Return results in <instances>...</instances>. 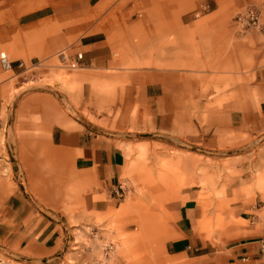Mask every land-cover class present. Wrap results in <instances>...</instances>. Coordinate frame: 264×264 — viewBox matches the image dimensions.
I'll return each instance as SVG.
<instances>
[{
	"label": "crops",
	"instance_id": "crops-1",
	"mask_svg": "<svg viewBox=\"0 0 264 264\" xmlns=\"http://www.w3.org/2000/svg\"><path fill=\"white\" fill-rule=\"evenodd\" d=\"M192 2L208 3L207 13L178 14L177 4L181 8ZM170 3L177 11L170 13L166 28L172 52L166 63L125 73L119 70L124 82L115 97L137 101L135 129L180 138L210 130H264V0ZM79 4L89 12L84 3ZM248 4L260 8L262 26L240 33L231 24L232 13ZM42 14L30 22L43 24L39 28L41 54L48 60L63 48L71 59L82 52L80 74L86 77L100 75L111 63L120 62L114 58L120 38L113 35L125 34L123 28L92 30L75 37L74 30H64L60 22L52 24L48 13ZM51 68L43 66L46 73ZM26 70L27 64L23 69L14 63V77L0 81V132L4 136L0 140V244L44 258L58 250L70 223H94L97 213L120 206L112 188L122 182L129 159L109 128H91L75 120L48 90L18 93L27 84L19 78ZM89 83L88 78L82 82L83 97ZM212 83L220 89L215 90ZM224 83H228L225 88ZM14 97L8 125L3 115L9 114ZM224 195L228 211L236 218V231L217 242L201 230L200 189L185 188L176 202L170 199L174 220L164 243L170 258L181 260L179 264H264L257 257V239L264 230L260 208L238 192L225 190Z\"/></svg>",
	"mask_w": 264,
	"mask_h": 264
},
{
	"label": "rangeland",
	"instance_id": "rangeland-1",
	"mask_svg": "<svg viewBox=\"0 0 264 264\" xmlns=\"http://www.w3.org/2000/svg\"><path fill=\"white\" fill-rule=\"evenodd\" d=\"M79 3H84L89 12L82 11ZM177 6L178 14L198 15L209 9L208 3L198 2ZM176 11L170 0H0V53L27 64L26 72L19 75L27 84L17 92L48 90L75 120L109 128L129 159L122 179L125 195L118 208L97 213L94 223H70L58 250L48 257L35 258L0 244V256L8 264H42L45 259L51 264H93L101 260L105 264H179L181 260L170 258L164 245L170 221L174 220L170 199L176 202L178 194L190 187L200 189L204 203L201 230L214 242L236 231V218L228 211L225 190L255 201L258 213L264 215V130H210L191 134L190 138L136 130L137 101L115 97L124 82L119 70L125 73L151 67V63H166L172 54L166 28L170 27V13ZM42 13H48L52 24L57 21L64 30H74L75 37L92 30L123 28L125 34L113 35L120 38L121 45L114 51V58L120 62L111 63L100 75L86 77L80 74L84 70L81 61L71 59L65 48L48 60L41 54L43 35L39 28L43 24L30 22ZM60 52L66 55L65 61ZM45 65L52 67L48 73ZM14 75L12 69L0 64V81ZM87 78L89 88L85 86L83 97L82 82ZM226 86L228 83L223 84V88ZM71 94L72 98L65 97ZM15 97L9 101V114L6 118L3 115L8 125ZM119 126L123 128L119 130ZM0 140H4L2 132ZM110 241L114 249L105 256L103 245Z\"/></svg>",
	"mask_w": 264,
	"mask_h": 264
},
{
	"label": "built area",
	"instance_id": "built-area-1",
	"mask_svg": "<svg viewBox=\"0 0 264 264\" xmlns=\"http://www.w3.org/2000/svg\"><path fill=\"white\" fill-rule=\"evenodd\" d=\"M232 25L237 29L238 32L243 33L247 32L250 29H260L262 26L261 22V11L256 4H248L243 9L237 11L232 17ZM61 57L64 59L66 55L63 52H60ZM82 57V52L76 53V59ZM16 64L18 67H25V61L22 59L11 60L4 53H0V64L5 69H12L13 64ZM114 196L121 200L125 195L124 184L123 182H118L116 186L112 188ZM257 257L264 262V230L261 236L257 239ZM114 243L112 241L107 242L103 245V255L107 256L113 252ZM248 256H243L246 259ZM0 264H7L6 260L0 256ZM42 264H51L45 261ZM93 264H105L104 260L94 262Z\"/></svg>",
	"mask_w": 264,
	"mask_h": 264
},
{
	"label": "water",
	"instance_id": "water-1",
	"mask_svg": "<svg viewBox=\"0 0 264 264\" xmlns=\"http://www.w3.org/2000/svg\"><path fill=\"white\" fill-rule=\"evenodd\" d=\"M48 88H50V87H48ZM50 89H51V88H50ZM81 122L85 123L87 126H89V127H91V128H96L95 126L90 125L89 123H87L86 121H84V120H82V119H81ZM43 261L45 262V261H47V260L45 259V260H43Z\"/></svg>",
	"mask_w": 264,
	"mask_h": 264
},
{
	"label": "bare ground",
	"instance_id": "bare-ground-1",
	"mask_svg": "<svg viewBox=\"0 0 264 264\" xmlns=\"http://www.w3.org/2000/svg\"><path fill=\"white\" fill-rule=\"evenodd\" d=\"M5 259V258H4ZM6 260V259H5ZM7 262V261H6ZM7 264H8V262H7Z\"/></svg>",
	"mask_w": 264,
	"mask_h": 264
}]
</instances>
